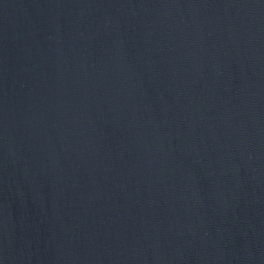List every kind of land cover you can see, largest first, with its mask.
Here are the masks:
<instances>
[{
    "label": "water",
    "instance_id": "1",
    "mask_svg": "<svg viewBox=\"0 0 264 264\" xmlns=\"http://www.w3.org/2000/svg\"><path fill=\"white\" fill-rule=\"evenodd\" d=\"M0 264H264V0H0Z\"/></svg>",
    "mask_w": 264,
    "mask_h": 264
}]
</instances>
